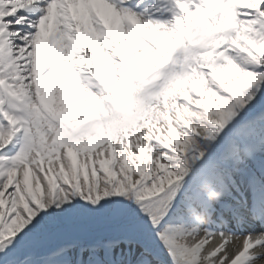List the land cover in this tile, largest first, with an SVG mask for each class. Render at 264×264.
<instances>
[{"label": "snow or ice", "instance_id": "6c2138e0", "mask_svg": "<svg viewBox=\"0 0 264 264\" xmlns=\"http://www.w3.org/2000/svg\"><path fill=\"white\" fill-rule=\"evenodd\" d=\"M0 264H264V0H0Z\"/></svg>", "mask_w": 264, "mask_h": 264}]
</instances>
